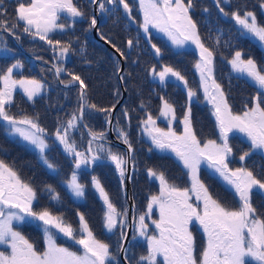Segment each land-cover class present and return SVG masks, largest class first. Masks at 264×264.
I'll use <instances>...</instances> for the list:
<instances>
[{"label": "snow or ice", "instance_id": "obj_1", "mask_svg": "<svg viewBox=\"0 0 264 264\" xmlns=\"http://www.w3.org/2000/svg\"><path fill=\"white\" fill-rule=\"evenodd\" d=\"M231 2L232 0H227L229 6ZM15 3L14 14L10 15L8 0H0V32L17 40L20 39L18 33L38 38L50 46L56 59L60 61L66 60L70 53L76 51L71 38L62 42L50 35L57 30L70 31L77 19L86 18L73 0H28L27 4L23 0H15ZM92 3L101 13L109 16L115 15L122 7L127 20L135 21L128 0H92ZM214 3L223 16L234 22L237 39H252L264 50V24L258 21L254 11L248 10L246 6L227 11L222 6L225 0H214ZM138 6L143 14V22L139 27L143 28L145 34H149L150 28H155L164 33L177 48H183L190 43L198 49L199 59L194 67L199 72L205 98L212 105L221 142L209 139L202 145L198 139L192 118V100L197 96V90L188 86L185 76L171 65H163L159 71L155 66L151 67L148 71L160 84L166 86L169 79L174 78L187 90V102L183 105L181 121L183 133L178 135L171 127L167 131L157 127L156 121L159 117L154 118L151 113H147L146 119L141 122L142 130L157 149H170L175 153L183 168L187 169L191 186L179 187L169 180L161 167L146 169L149 177L159 181L160 188L158 194L151 195L147 212L138 216L135 231L139 237L146 238L147 250L146 254L136 258L131 255V249L125 247L126 243H131L123 231L124 221L128 217L127 210L117 209L100 179L92 175L91 186L98 191L105 205L104 227L108 232H113L119 226L117 246L124 254L127 264H249V261L264 264V212L254 206L252 199L254 190L256 194L264 196V180L257 177L248 163H243L240 167H229V157L233 149L228 142L229 133L234 130L243 133L250 146L248 151L239 156V160L251 161L254 155L264 159V101L261 99L264 96V65H259L251 55L245 58L244 52L238 48L233 52L232 58L228 60L233 72L249 80L258 89L254 106L242 114H233L224 87L217 82L214 75L215 49L222 45L226 48L235 47L232 40L222 41L223 32L220 29H216L215 36L212 29H209L205 37L201 36L198 23L191 14L196 6L195 0H138ZM260 7L264 9V2H261ZM208 11L207 8L203 9L204 13ZM61 14H66L68 19L58 22ZM114 23H118V19ZM95 27L97 17L93 15L89 19V29ZM107 42L121 57L127 59L119 47L110 40ZM126 43L129 49L134 45L133 39H128ZM0 47L11 51L5 41H0ZM151 47L156 56L161 55L159 47L155 44ZM85 63L91 61L85 60ZM21 67L22 64L17 61L0 73V82L3 85L0 87V122L7 136L18 138L17 142H23L27 150L36 152L39 162L57 179L59 185L79 199L85 196V190L89 186L82 182V177L98 161L110 160L114 163L122 181L130 169L135 170V149L128 131L125 130L127 125L120 127L119 120L116 127L117 138L127 146L125 152L95 143L106 140V132H96L90 128L87 148L78 149L71 133L78 125L88 127L82 123L85 110H89V115L93 111L104 113L109 126H112V112L115 110V105L102 107L90 102L88 85L80 74L60 65L54 66L57 76L67 72L70 77L61 83L77 86L78 107L69 119L59 123L51 135L40 125L38 116L13 113L11 109L17 87L33 103L44 87L35 79L14 78V70ZM121 71L119 67L116 68L117 73ZM120 79L125 77L120 76ZM122 115L130 124L131 118L127 109ZM160 116L168 119L169 123L176 119L174 104L164 97H161ZM57 145L62 146L64 153L74 157L73 167L68 174H62L60 166L49 156ZM201 164H206L212 174L218 175L231 188L233 196L238 198V208L227 206L210 192L209 186L200 178ZM42 201H47V204ZM62 206L63 198L55 185L44 182L35 186L21 178L14 162L10 164L0 158V245L10 248L9 254L0 251V264H119L116 254L110 251L109 244L95 237L84 214L78 213L79 224L74 227L64 213L58 210ZM154 206L159 209V219L151 221L157 231L150 234L149 224L145 221ZM193 222L198 223L207 238L199 258L195 254V238L190 230ZM17 224L32 225L40 230L46 241L44 249L37 250L18 230L15 226ZM57 233L81 246L82 253L58 245L54 238ZM132 239L135 240L136 236ZM158 258H162V262Z\"/></svg>", "mask_w": 264, "mask_h": 264}, {"label": "trees", "instance_id": "obj_2", "mask_svg": "<svg viewBox=\"0 0 264 264\" xmlns=\"http://www.w3.org/2000/svg\"><path fill=\"white\" fill-rule=\"evenodd\" d=\"M247 2H250L255 8H257L260 6L261 2H264V0H232L231 7H240L243 4H247ZM14 4L16 6L15 2ZM8 8L11 15V13H13L12 10H14L13 5L11 6V4L8 3ZM88 16L89 15L86 12V18L77 20L75 26L71 28L70 31H56L53 34H50L53 39H59L62 42H66L69 38H71L72 46L76 49V51L74 53H70L68 58L64 61L56 59V54L53 53L50 46L44 41H41L38 38L34 39L26 33H18L20 35L18 42L22 44L34 57L42 58H37L38 60L32 59L27 53H24L17 45H15V41L11 35L0 32V41H5L7 48L11 49V51H6L4 47H0V73H3L7 67L19 61L23 65V68L20 73L15 72L16 74H19L20 76L27 75L43 83V93L36 98L35 103L25 99L23 96H20L17 99L22 97V100H20L19 103L24 100V106L20 109L21 114H26L24 112L28 111L30 113L28 115L38 116L40 125L47 129L50 135L54 133L56 127L59 126V123L69 119L72 111H75L78 107L77 86L66 88L63 83H60L59 78L55 73V65H60L69 71L80 74L82 78L85 79V83L88 85L87 92L90 102L97 104L98 106H116L123 94L119 73L116 72V68H120L121 60L113 50L108 48L103 42L95 37L94 28L89 29ZM210 18V25L214 26V28L211 26L204 31L200 30L202 37H205L208 34L209 29H212L213 36L217 34L216 29H220L223 32L222 41L231 39L233 44L237 45L238 49L242 50L245 54H247V52H252L251 50H255L258 54V58H255V60L259 65H264V51L257 46V43L250 39H237L236 32L232 28L234 25L230 24V22L233 23V21L221 18V22L219 20V13L217 12H213V15ZM67 19V17H64L61 22H64ZM202 19L204 25H206L208 19ZM198 26L200 28L202 24L199 23ZM98 33L100 36H108L110 41L117 45L122 51L126 50V42L128 39L135 40L134 33H131L130 31L126 34H120L119 29L115 28L112 22H108L106 19L102 20L98 28ZM207 42L208 41H206V43ZM242 47H246L249 50H243L241 49ZM236 49L237 48H226L223 47V45L215 49V64L217 68L225 71L223 73L225 80L230 78L225 84H223L225 86V92L240 96L239 102L243 105L244 103H248L250 101L249 93L256 96L258 94V89H252V86L246 79L240 76L236 77L231 69H226V67L230 66L228 60L232 58V54H227V52H229L228 50L234 52ZM225 57H227V59H225ZM85 60L91 61V63H85ZM181 63L185 65L188 64L186 58H184ZM130 66H132V61L128 64L125 72L123 73V76L125 77L123 81L127 87L128 97L117 110L114 120V128L116 131L117 120L120 122V127L127 125L125 130L128 131L129 138L131 139L135 149L134 155L136 159V168L134 170V191L139 204L144 201V197L147 195L149 188H153L154 186V182L151 181V178L148 176L146 171L148 167H161L168 178L176 177L171 173V171L174 170L170 165V159L157 157L155 154H148L145 151L146 145H144L143 142L142 144L139 143V141L144 140L143 131L139 130V125L144 119H146L147 113H151L152 116L155 117L160 112L161 97H153V94L164 91L163 87L160 83H155L151 79V74L148 69L144 70L140 67L137 71V69H130ZM150 66H152V64ZM217 74L219 75L218 71ZM226 75L228 78H226ZM232 75L233 77H231ZM60 76L62 81L70 79L67 72L61 73ZM131 77L134 78L129 80ZM176 85L177 87H181V85L177 83ZM117 90H119V95H117ZM172 92L173 95L164 98L168 99L170 103H173L177 109V113L180 116H183V105L187 102V95H181L182 93H175L174 91ZM261 99L264 101V96H262ZM199 100L200 98L196 99V101ZM155 102H158V104L156 105ZM142 104L143 107L141 106ZM262 106H264V104H262ZM204 107H207L210 113L212 112V110H210V104H207ZM23 109L24 111H22ZM125 109H127L131 118L130 124L122 115ZM202 113L203 108L201 111H197L195 113V123L197 127L201 124ZM84 116L85 124H87L88 129L90 128L96 132H107L109 125L106 123L104 113L93 111L91 112V115H89V110L86 109ZM0 123V126L3 127L2 122ZM116 133L118 135L117 131ZM78 134V137L75 139L79 140L78 142L86 147L90 136L83 127L78 129ZM96 143L104 144L106 147H112L113 150L121 153L125 152L124 149L117 145L106 144L101 141H97ZM19 146H21V151L18 149L17 152L15 148V151H12V154H6L14 163L18 164L20 162L18 167L19 174L22 179L30 181L35 186H40L42 183L47 182L55 185L57 189L59 187V189H65L69 192L65 187L58 185L57 179L53 175H50L45 167L42 166L37 159L38 156L36 152L27 150L23 143ZM55 149H58V147L54 148V150ZM52 153H49V156L60 163L59 166L62 169V174L70 173L73 167L70 156L61 150H57V152ZM106 161L107 160H101L100 162H97L93 172L90 173L88 170L87 175H84V178L89 181L92 174L96 175L101 180L103 187L112 196V198L117 199L118 196L121 195L122 191L120 175L117 173L114 166L111 163L107 164ZM26 162H34L35 166H26ZM255 166L257 171L261 172L264 170V162L258 155L255 159ZM105 175L108 176V179L105 178ZM90 187L92 188L91 185ZM94 196L97 198L96 194ZM96 201L98 205L103 204V202L98 198ZM72 210H75V207H72ZM96 227L98 226L96 225ZM110 235L111 244L115 245V252L119 254L120 251H117V242L120 230L118 231L116 229L113 232H110ZM65 239L66 238L64 237L63 241H66L70 245V241ZM129 248L131 249L133 255L137 246L131 242Z\"/></svg>", "mask_w": 264, "mask_h": 264}, {"label": "flooded vegetation", "instance_id": "obj_3", "mask_svg": "<svg viewBox=\"0 0 264 264\" xmlns=\"http://www.w3.org/2000/svg\"><path fill=\"white\" fill-rule=\"evenodd\" d=\"M73 2L82 11L84 10V5H86V6L94 5L92 3V0H73ZM128 2L130 4V6H132V16L135 17V20H137V19L143 20V14L139 9L138 0H128ZM203 3H206V1L205 0H195L196 8L198 9V7L200 5H202ZM120 9L117 11L118 14H120L122 17H126L123 9H121V11H120ZM208 10L209 11L207 13L202 12L204 15L202 13H200L199 16L200 17L202 16V18H205L208 14L210 16L211 13L215 12V8L209 7ZM84 13L86 15L85 11H84ZM101 15H102V18H104L106 20H110V18H111L109 15H107L105 13H101ZM194 16L195 15H193V17ZM202 18H201V20H202ZM136 27H137V25L134 24V29ZM142 31H143L142 27H139V31L131 30V33H134V35H135L136 41L133 40L134 45L131 49L126 47V50L123 51L125 56L127 57V59H125L123 57V61L125 62V70L131 61H132V66H130V69H132V70L137 69V71H138V69H140V67L143 68L144 70H147V67L150 66L151 64H152V66H155L157 68V71L161 70L163 65H171V66L175 67V64H178V68H181L182 75H184L188 81V86L189 87L192 86L191 88L197 90V96L194 98H197V99L200 98L199 101H196V100L192 101V118H193V124H194V127L196 129V134H197L198 139L201 140L202 145H203V143H205L209 139L216 140L217 143H220L221 142L220 130H219V127H218V124L216 121V117L213 115L212 107L210 108V110H212L211 113L209 112L207 107H204L207 104H211V103H209V101L205 98V94H204V91H203L201 83H200L199 72L194 67V64L199 59L198 51L196 49H194L193 47H190V46L188 47V45H185L183 48H177L175 45H173L171 43V41L168 39V37L164 33L159 32L155 28L154 29L151 28L149 30V34H147L146 37L144 36V34H145L144 31L143 32ZM149 36H150V39H149ZM152 44H155L157 47H159L161 49V55L160 56L155 55V52L151 47ZM234 46L235 47H233V48H238L237 45H234ZM228 51L229 52H227V54H229V53L233 54V52H231L230 50H228ZM250 53L251 52H247V54H250ZM184 58H186V60L188 62L187 65L181 63ZM214 66H215L214 75L216 77V80L225 89V86L223 84H225L228 81V79H230V78H228V76L226 75V78H228V79L225 80L224 75H223V73L225 71L217 68L215 61H214ZM229 68L232 70L231 65L229 67H226L227 70H230ZM217 71L219 72V75L217 74ZM232 72H233V70H232ZM233 74L236 77L239 76L235 72H233ZM231 77H233V75ZM133 78L134 77H131V78H129V80H131ZM136 78H138V77H136ZM242 78H244V77H242ZM170 79L174 81L173 83H177V84L181 85V87H184L181 82H176V80L173 78H170ZM244 79H246V78H244ZM247 81L252 86V89L256 88L255 86H253V84L249 80H247ZM154 82L159 84V82H156V81H154ZM163 90L164 91H162V92L154 93L153 97H157V96H160V97H168L169 96L170 97L171 95H173V92H169V91L167 92L164 89V87H163ZM180 93H182L181 95H183V94L187 95V92H185L183 90ZM226 94L228 97V103L231 107L233 114H237V115L242 114L245 110L254 106V103H255L254 97L255 96L252 95L251 93H249L250 101L248 103H244L243 105H241V103L239 102L240 96H236V94H231L228 92H226ZM127 97H128V92H127ZM200 101H201L202 107L200 105ZM155 104L157 105L158 102H155ZM156 105H154V106H156ZM202 108H203V113L201 116V124L199 125V127H197L196 123H195V113L197 111L198 112L201 111ZM156 117H159L156 121V124L158 125L157 127L161 128V129H168L169 127H171L178 135L183 133V124L181 122L182 116H180L177 113V109H176V119H175V122L173 123V125H169L168 121H163L161 119L160 112L154 118H156ZM114 127L115 126H114V121H113V128ZM142 128H143V125L141 123L139 125V130L143 131ZM114 130H115V128H114ZM165 131H167V130H165ZM116 135H117V133H116ZM143 138H144V140L139 141V143L142 144V142H143L144 145H146L145 151L148 154H155L157 157L170 159V161H171L170 165L173 167V170H174V171H171V173L176 178L171 177V178H169V180L173 181L175 184H177L181 188L190 187L191 186V180H190L189 175L187 174V169L183 168L182 163L176 157L175 153L172 152L170 149L164 150V151L157 149L152 144L151 139L147 138V134L145 132H143ZM246 138L247 137L244 134L242 135V134H238V133H234V132L229 133L228 142L233 149L232 155L229 157V166L232 168H235V167L242 166L243 163H248V166L254 170L257 177L264 180V170L261 172L256 170L255 159H256L257 155H254L251 158V161L241 162L239 160V156L243 152L249 150L250 142ZM101 142L106 143V144L116 145V144H114L115 140L113 139L112 135L110 134L109 128L106 132V140H102ZM117 146H120V145H117ZM150 148L152 149V151H149ZM122 149H124V148H122ZM262 160L264 162V159H262ZM110 163L116 169L115 164L112 163L111 161H110ZM95 167H96V164L90 166L87 169V171L89 170L90 173H92ZM116 171H117V173H119L117 169H116ZM134 178H135V175H134V171H133L132 191L130 193L128 192V188H127V185H128V174H127L125 176V178L123 179V181L122 180L120 181V183L122 185L121 195H119L117 199L112 198V196L110 194H109V196H110L112 202L117 207V209H119V210L126 209L127 210L128 217H127V220L124 221V227L126 229L123 228V231L126 234L129 230V227L131 224V219H133V221H134L133 229H132V233H131L129 241L133 242L137 246V249L133 253V255L136 258H138L141 254H146V250H147L146 238L139 237L138 233L135 231L136 224L138 222V216L140 214L147 212V204L150 201V197H151V195L159 193L160 186H159L158 180H155L154 178L150 177L151 181L154 182V186H153V188H149L147 195L144 197V201L138 204V201H137L136 196H135V191H134ZM200 178L209 186L210 192L215 197L219 198L221 200V202L225 203L227 206L234 208V209L239 207L238 198L233 196L231 188L222 179H220L218 177V175L212 174V171L207 167L206 164H201V166H200ZM90 185H91V183H90ZM87 191L90 193L89 194L90 197L95 199V196H94L95 192L93 191V189H89ZM130 195L133 197V200H134V208H131ZM76 199L80 200L81 198H79V199L76 198ZM194 199L195 198H193V200ZM252 199H253L254 206H256L259 211L264 212V196L256 194V190H254ZM77 202L78 203L75 202V210L70 211L69 205H63L58 210L62 211L66 217L71 218L72 224L74 227L78 226V224H79L78 213H83L85 216V220L87 221L90 229L93 231L95 237L97 239H99L100 241L109 244L110 251L116 254L117 259L119 260V264H126L125 261L122 259V253L119 252V254H117L115 252L116 247H115V245L111 244L110 232H108L105 228H103V229L101 228V226L103 224V220H101V217L104 216L105 205L104 204H101V205L93 204L90 208L89 207L85 208V206H82V207L80 206L79 201H77ZM35 207H36V205L34 204V208ZM54 210H56V209H54ZM99 211H101L103 214L100 215ZM158 219H159V209H158V207L154 206L151 215L146 216V221H145L146 223L149 224L148 231L150 234L157 231L155 229V225H153L151 223V221L152 220H158ZM96 225L98 227H96ZM18 227H20V229H21L20 231L22 232V234L31 243H33L34 245L36 244L35 247L37 248V250H40V248L43 249V247H42L43 238H42V240H40V237H39L40 231L37 230V228L35 226L24 225V226H18ZM117 230L118 231L120 230L119 226L117 227ZM190 230L192 231L193 236L195 238V254L199 258L203 248L206 246V239L207 238H206V235L203 233L202 228L198 225L197 222H193V224L190 226ZM133 236H136L135 240L132 239ZM56 238L60 243H67L66 241H63L62 236H60V237L56 236ZM129 245L130 244L128 243L127 248H129ZM69 247L72 250L77 251L78 253H82V251H83L81 246L76 245L72 241H71ZM0 251H3V252L9 251V248L4 247V246H0ZM5 254H6V252H5ZM131 255H132V252H131ZM158 259L162 262V258H158ZM249 264H254V262L249 261Z\"/></svg>", "mask_w": 264, "mask_h": 264}, {"label": "rangeland", "instance_id": "obj_4", "mask_svg": "<svg viewBox=\"0 0 264 264\" xmlns=\"http://www.w3.org/2000/svg\"><path fill=\"white\" fill-rule=\"evenodd\" d=\"M13 1V0H12ZM206 1V3H203L202 5H200L199 7H198V9L196 8V6H195V8H194V10L192 11V16L193 15H195L194 17H193V19L194 20H196L197 21V23L199 24H202V26L199 28V30H201V31H204V30H206L207 28H209V27H211L212 25H210V22H211V16L213 15V13H211L210 14V16H209V14L204 18V19H208V21H207V23H206V25H204V23H203V19L201 20V18H202V16L200 17L199 16V14L200 13H202L203 12V9L204 8H215V12H217V13H219V16H220V21L222 20L221 18H224L225 20H230L228 17H225V16H223L220 12H219V10H218V8H217V6L215 5V3H214V0H205ZM231 4H232V2H231ZM212 5V6H211ZM222 6H225V8H226V10L227 11H232V10H234V9H236L238 6H232L231 7V5L229 6L228 5V3H227V0H225V3H224V5H222ZM242 6H246L247 7V9L248 10H251V11H254L255 13H256V16H257V19H258V21L260 22V23H262V24H264V9H262L260 6L259 7H257V8H255L250 2H247V4H243ZM16 7V6H15ZM14 7V8H15ZM121 9H122V7H121ZM121 9H120V11H121ZM197 10V11H196ZM13 11V10H12ZM84 11H86L87 13H88V20L93 16V15H95L96 17H98V15H97V13H96V11H98L99 13H100V11H99V9L95 6V5H91V6H86V5H84V10H83V12ZM12 14H14V12L13 13H11V15ZM62 16H65V17H67L66 16V14H61V17ZM85 17H86V15H85ZM111 18H110V20H108V22H112V24L114 25V27L115 28H118L119 29V31H120V34L121 33H124V34H126V33H129L131 30H136V31H139V25L140 24H142V22H143V20H135L134 22H130V21H128L127 20V18L126 17H122L120 14H118V12H116V14L115 15H113V16H110ZM117 19H118V23H114V21H117ZM97 21H98V18H97ZM58 22H60V21H58ZM222 22V21H221ZM224 23V22H223ZM134 24H136L137 25V27L134 29ZM212 24V23H211ZM230 24H232V25H234V22L232 23V22H230ZM116 25V26H115ZM213 28H214V26H212ZM222 27H224V26H222ZM98 28L99 27H97V30H98ZM229 28H231V27H229ZM233 28V30L236 32V27L234 26V27H232ZM151 29V28H150ZM152 29H154V28H152ZM142 30H143V28H142ZM232 30V31H233ZM57 31H59V30H57ZM143 32V31H142ZM54 33V32H53ZM53 33H51V34H53ZM144 36L146 37L147 36V34H144ZM99 37V39H101V40H105V42L108 44V45H110V46H112L110 43H108L107 41L108 40H110L109 39V37L108 36H103V37H105V38H102V36H98ZM12 38L14 39V41H15V45H17V43H19L18 42V40L15 38V37H13L12 36ZM250 40H252V39H250ZM253 41V40H252ZM255 43H257L256 41H254ZM20 44V43H19ZM114 44V43H113ZM20 45H22V44H20ZM186 45H188V47L190 46V47H193L194 49H196L195 48V46L194 45H191L190 43L189 44H186ZM18 46V45H17ZM23 46V45H22ZM107 46V45H106ZM19 47V46H18ZM108 48H110L109 46H107ZM241 49H248V48H246V47H242ZM197 51H198V49H196ZM249 50V49H248ZM252 52L250 53V54H245V58H248V56L249 55H251V57L253 58V59H255V58H258V54L255 52V50H251ZM264 51V50H263ZM29 53V52H28ZM198 53H199V51H198ZM31 54V53H30ZM32 55V54H31ZM34 57V56H33ZM36 58V57H35ZM37 59V58H36ZM230 65V64H229ZM22 68H23V66L21 67V68H18V69H15L14 70V72H13V76H14V78H16V79H23V78H27V79H35V78H31V77H29V76H27V75H24V76H20L19 74H16V73H20L21 71H22ZM120 68H121V65H120ZM151 68V66H148L147 67V69L149 70ZM175 68H177L180 72H181V68H178V64H175ZM230 69V68H229ZM122 73H124L125 72V67H123L122 68ZM16 72V73H15ZM151 79L153 80V81H156V82H159L157 79H155L154 77H152V75H151ZM35 80H37V79H35ZM39 81V80H38ZM41 82V81H40ZM174 81L173 80H171V79H169V82L167 83V85L165 86V85H162L163 87H164V89L168 92L169 90H172V91H174V92H176V93H180L182 90L183 91H185V92H187V90H186V88L185 87H177V85H176V83H173ZM176 82H178V81H176ZM41 84L43 85V83L41 82ZM3 85H2V82H0V87H2ZM176 89V90H175ZM202 89H203V87H202ZM172 91H169V92H172ZM180 91V92H179ZM43 93V90L41 91V93L38 95V96H36L35 97V100H36V98H38L41 94ZM20 96H23L25 99H28L27 98V96L23 93V90L21 89V88H19V87H17V89H16V91H15V93H14V103H13V105H12V112L13 113H15V114H17V115H21V108H23V106H24V100L22 101V102H20L19 103V101L20 100H22L21 98L20 99H17V98H19ZM23 98V99H24ZM16 99H17V101H16ZM197 98H193V100L192 101H194V100H196ZM208 100V99H207ZM17 104H18V109H17ZM27 106V105H26ZM25 108V107H24ZM22 111H24V109L22 110ZM86 111V110H85ZM74 111H72V113H73ZM24 113H26L27 115L28 114H30L28 111L26 112H24ZM71 113V114H72ZM29 116H31V115H29ZM161 119L163 120V121H168V119H166V118H164V117H162L161 116ZM175 121H172L171 123H169V121H168V123H169V125H173V123H174ZM1 124V123H0ZM158 126V125H157ZM2 128V129H1ZM80 128V126L78 125V127H77V129H75V130H73L72 131V133H71V135L74 137V138H76V137H78V129ZM164 130H168V129H164ZM48 131V130H47ZM234 133H238V134H242L243 135V133H240V132H238V131H233ZM111 134V133H110ZM147 138H149L150 139V137L147 135ZM247 139V138H246ZM18 141V138H11V137H9V136H7L6 134H5V132H4V130H3V127H1L0 126V158H3V159H5V161L6 162H8V163H10V164H12L13 163V161L10 159V158H8V155L6 154V153H8V154H12V151H15V148H16V151L18 152V149H19V151H21V146H19V145H22V143L23 142H17ZM75 141H76V143H77V146H78V149H80V150H85L86 148H87V146H88V144H87V146L86 147H84L83 145H81L78 141L79 140H77V139H75ZM96 143V142H95ZM95 143H94V145H93V147H95ZM18 144V145H17ZM57 147H58V149H53L50 153H55V152H57V150H63L62 149V146H60V145H57ZM52 153V154H53ZM103 155V154H102ZM70 156V159L71 160H73L74 159V157H72L71 155H69ZM54 157V156H53ZM52 158V157H51ZM38 159V158H37ZM53 159V158H52ZM58 165H60V163L59 162H57V160H55V159H53ZM22 161H24V160H22ZM39 161V160H38ZM37 161V163L39 164V162ZM98 162H100V161H98ZM106 163L107 164H109L110 163V160L108 161H106ZM15 164V167L18 169V171H19V167H18V165H20V162L17 164V163H14ZM26 164V166H35V163L34 162H31V163H29V162H26L25 163ZM230 167V166H229ZM23 177V176H22ZM105 178L106 179H108V176L107 175H105ZM120 179H121V177H120ZM89 180L91 181V177L89 178ZM90 181H87L85 178H84V176L82 177V182H85V183H87L89 186L86 188V190H85V196L83 197V198H81L80 200H77L74 196H72L69 192H67L65 189H59V187H58V189H57V191H59L60 192V195H61V197L63 198V205H70V208H69V210L71 211L72 210V207H75V202L76 203H78L77 201H79L80 202V206L82 207V206H85V207H91L93 204H95V205H97L98 203H97V201H96V199L98 198L100 201H102L103 202V200H102V198L99 196V193H98V191L94 188V187H90ZM101 181V180H100ZM59 185V184H58ZM128 186V185H127ZM89 189H93V191L95 192V194L97 195V198H92V197H90V193L87 191V190H89ZM77 200V201H76ZM73 201V202H72ZM75 201V202H74ZM43 203L44 204H47V201H43ZM104 204V203H103ZM99 214L100 215H102L103 213L101 212V211H99ZM71 223H72V220H71V218H69V217H66ZM101 220H103V216L101 217ZM17 228H18V230H21L20 229V227H18V226H24V225H19V224H17V225H15ZM101 228L103 229V228H105L104 227V224H102V226H101ZM40 231V230H39ZM55 231V230H54ZM56 236H58V237H60V236H62L63 238L62 239H64V236L62 235V234H56L55 235V240H56V243L58 244V245H61V246H65V247H69V245L67 244V243H60L58 240H57V238H56ZM39 237H40V240H42V238H43V241H42V247H43V249H44V247L46 246V241H45V239H44V237H43V234H42V232L40 231L39 232ZM67 239V238H66ZM65 239V240H66ZM70 243H71V241H70ZM36 245V244H35ZM0 246H4V247H7L6 245H0ZM40 250H42V248H40ZM117 251H119V249L117 250ZM6 252V254H9L10 253V248H9V251H5Z\"/></svg>", "mask_w": 264, "mask_h": 264}, {"label": "water", "instance_id": "obj_5", "mask_svg": "<svg viewBox=\"0 0 264 264\" xmlns=\"http://www.w3.org/2000/svg\"><path fill=\"white\" fill-rule=\"evenodd\" d=\"M99 23V22H98ZM98 23H97V26H98ZM95 33H96V35H97V27H95ZM104 42H105V40H103ZM106 43V42H105ZM110 46V45H109ZM112 47V46H111ZM113 48V47H112ZM114 49V48H113ZM115 50V49H114ZM123 71V70H122ZM122 71L120 72V75H121V73H122ZM68 86H72V85H68ZM125 97H126V90L124 89V94H123V97H122V99H121V101L116 105V107H115V110L113 111V117L115 116V112H116V109L119 107V105L122 103V101L125 99ZM110 133H111V135H112V137H113V139L115 140V142L114 143H116V144H120L124 149H126L127 148V146L123 143V142H121L118 138H117V136L115 135V133H114V131H113V125L112 126H110ZM132 174H133V170H129V172H128V186H127V188H128V192L130 193L131 191H132ZM130 177V178H129ZM130 201H131V208H134V200H133V197L130 195ZM133 223H134V221H133V219H131V224H130V227H129V230H128V232H127V236H128V240L130 239V236H131V233H132V229H133ZM128 246V243H126L125 244V247H127ZM123 253H122V259L124 260V258H123ZM125 261V260H124ZM125 263L127 264V262L125 261Z\"/></svg>", "mask_w": 264, "mask_h": 264}]
</instances>
